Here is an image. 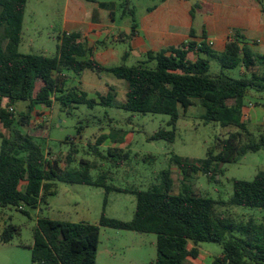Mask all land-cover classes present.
<instances>
[{
	"label": "trees",
	"instance_id": "obj_1",
	"mask_svg": "<svg viewBox=\"0 0 264 264\" xmlns=\"http://www.w3.org/2000/svg\"><path fill=\"white\" fill-rule=\"evenodd\" d=\"M257 1L264 11V0ZM28 4L29 0H0V214L1 209L11 207L25 213V206L40 209L48 196L59 193V183L93 186L104 189L107 195L118 192L137 198L136 212L129 222L110 219L105 211L99 224L39 217L32 264H98L101 227L156 234L158 258L148 264H187L189 258L200 257L199 246L204 242L224 247V253L210 264H264V223L254 219L238 222L219 213L217 206L221 202L197 194L192 182L199 174L216 180L225 174L223 165L239 163L248 154L264 150L262 127L258 126V137L243 119L247 97L252 92L264 96V54L254 51L244 37L238 36L222 52L205 41H190L181 47L149 52L144 61L134 66L125 62L110 68L95 59L94 50L81 41L80 33L60 34V44L53 55L24 53L21 48ZM131 5V0L124 4L125 13L134 20L133 36L137 33V19ZM201 7L196 3L193 15ZM191 37L195 38L194 30ZM193 52L197 55L194 61L189 57ZM213 62L221 66L220 73H212ZM236 69H241L243 77L226 73ZM86 71L100 76L110 73L128 83L126 101L119 108L171 117L168 125L172 129H161L154 140L175 143L180 119L197 101L206 109V124L220 123L223 128L238 129L221 136L204 159L172 157V164L183 175L179 194L174 192L171 170L162 171L158 183L148 190L136 185L118 186L112 169H104L100 160L111 163L112 168L126 166L131 160L130 150L120 146L102 149L109 139L124 144L123 138L101 135L89 145V153L96 157L94 161L80 158V146L74 141L70 142V152L56 159V154L47 152L36 136L21 130L32 128L42 113L40 108L59 106L71 114L81 105L113 106L117 100L114 87L107 94L99 93L98 102L81 87L69 86V73L82 79ZM18 102L28 103L26 109L16 110ZM94 170H99L97 176L93 175ZM231 203L264 210V172L252 181L235 180ZM19 231L14 224H6L0 241L11 243ZM191 243L195 245L192 248Z\"/></svg>",
	"mask_w": 264,
	"mask_h": 264
},
{
	"label": "rangeland",
	"instance_id": "obj_2",
	"mask_svg": "<svg viewBox=\"0 0 264 264\" xmlns=\"http://www.w3.org/2000/svg\"><path fill=\"white\" fill-rule=\"evenodd\" d=\"M120 2L121 0H115ZM127 0H122L123 9ZM132 1L131 7H134ZM152 1V0H151ZM146 0L144 3H151ZM132 17L130 14H127ZM198 21L201 19V10L197 9ZM58 20L55 15L47 21L48 27L42 31L43 39L48 38L51 22ZM55 50V49H53ZM26 52L25 49H22ZM51 51L47 55H53ZM31 54H45L32 52ZM131 65L137 64L133 61ZM221 66L213 62L212 73H220ZM230 76L243 77L241 69L226 71ZM69 86L81 87L88 92L90 99L101 100L99 93L107 94L110 91L108 85L115 88L117 100L113 106L96 105L89 107L81 105L71 114L61 111L59 106L53 109L40 108L42 111L33 122L32 128H21L25 134H33L45 145L46 151H52L55 158L67 155L71 150V141L76 142L81 149L80 158L96 160L89 152V145L95 144L103 135L114 136L117 140L123 138L124 144H116L109 139L102 147L108 150L110 146H120L131 151V160L126 166L117 169L112 168L111 163L103 162V168L112 169L114 183L121 187L136 185L144 190L150 189L158 183L162 171L171 170L175 179L174 192L179 194L182 190L183 175L177 165H173L171 159L179 155L190 160H199L207 157L210 148L214 147L218 139L238 128L231 126L223 128L220 123L206 124L203 115L206 109L200 101L183 116L178 123V133L175 143L166 140H154L153 137L161 129H172L168 125L171 117L164 114H139L119 108L126 101L128 83L119 80L113 74H102L98 78L91 71L85 73L80 79L74 73H69ZM83 81V84L81 82ZM107 85V86H106ZM246 99L247 104L252 101L254 108L247 112L244 120L249 123L250 129L259 137L258 126L264 131V96L252 92ZM26 102H18V111L27 107ZM0 125V131H1ZM2 139L0 138V155ZM154 156L155 159L147 160L146 157ZM225 174L216 180H210L208 176L199 174L192 180L193 190L200 195L212 197L221 202L217 206L218 212L230 216L236 221L254 219L258 223H264V210L250 209L231 203L234 194L235 180L252 181L259 173L264 172V150L258 153H250L239 163L223 165ZM99 170H94L97 176ZM59 193L48 196L40 209L33 210L27 206L23 212L15 207L1 209L0 236L4 232L6 224H14L19 227V233L11 243L0 241V264H32V247L35 243L34 233L38 226L39 217H48L54 220L68 222H90L99 224L103 213L110 219L129 222L134 218L137 208V198L131 194L113 192L106 194L102 188L87 185H72L59 183ZM108 196V205L105 200ZM194 243L190 247H194ZM200 257L189 258L187 264H210L216 257L224 253V247L219 243L204 242L200 246ZM158 258V236L156 234L138 233L131 230L101 227V244L99 248L98 264H148Z\"/></svg>",
	"mask_w": 264,
	"mask_h": 264
},
{
	"label": "crops",
	"instance_id": "obj_3",
	"mask_svg": "<svg viewBox=\"0 0 264 264\" xmlns=\"http://www.w3.org/2000/svg\"><path fill=\"white\" fill-rule=\"evenodd\" d=\"M133 2L137 33L131 36L134 20L125 13L122 0H29L21 50L25 49L24 53L57 52L60 34L80 33L81 41L94 50L95 59L110 68L125 62L129 66L133 61L138 64L149 52L181 47L190 41L213 42V48L222 52L228 42L238 36L244 37L254 51L264 54V11L257 0ZM196 3L202 6L199 21L197 12L193 15ZM55 15L59 19L52 20L49 37L43 39L42 31L48 27L50 16ZM193 30L195 38L191 37ZM189 57L194 61L197 55L193 52ZM253 108L251 101L244 109V117Z\"/></svg>",
	"mask_w": 264,
	"mask_h": 264
},
{
	"label": "built area",
	"instance_id": "obj_4",
	"mask_svg": "<svg viewBox=\"0 0 264 264\" xmlns=\"http://www.w3.org/2000/svg\"><path fill=\"white\" fill-rule=\"evenodd\" d=\"M209 45L213 46V45H214V43H213V42H211Z\"/></svg>",
	"mask_w": 264,
	"mask_h": 264
}]
</instances>
